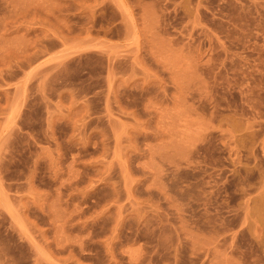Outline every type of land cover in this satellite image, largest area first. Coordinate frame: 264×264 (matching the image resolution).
Wrapping results in <instances>:
<instances>
[{"label":"rangeland","instance_id":"obj_1","mask_svg":"<svg viewBox=\"0 0 264 264\" xmlns=\"http://www.w3.org/2000/svg\"><path fill=\"white\" fill-rule=\"evenodd\" d=\"M0 264H264V0H0Z\"/></svg>","mask_w":264,"mask_h":264}]
</instances>
